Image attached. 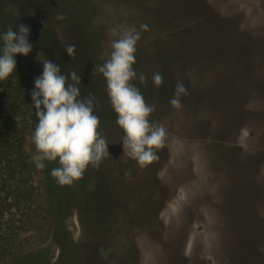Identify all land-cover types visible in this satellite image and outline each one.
I'll list each match as a JSON object with an SVG mask.
<instances>
[{
    "label": "rangeland",
    "instance_id": "374dc122",
    "mask_svg": "<svg viewBox=\"0 0 264 264\" xmlns=\"http://www.w3.org/2000/svg\"><path fill=\"white\" fill-rule=\"evenodd\" d=\"M19 23L32 50L0 81V264H264V0H0V30ZM115 25L141 32L133 68L146 81L131 83L166 131L143 168L122 154L106 80L93 72ZM46 59L95 96L110 153L72 185L47 186L54 222L45 167L31 159L30 92ZM178 81L187 95L176 109Z\"/></svg>",
    "mask_w": 264,
    "mask_h": 264
},
{
    "label": "clouds",
    "instance_id": "9594fccd",
    "mask_svg": "<svg viewBox=\"0 0 264 264\" xmlns=\"http://www.w3.org/2000/svg\"><path fill=\"white\" fill-rule=\"evenodd\" d=\"M57 19H63L58 15ZM140 30L148 25L140 24ZM140 30L135 26L115 25L110 29V51L103 63L95 64L93 72H99L106 80V92L116 113V124L123 130L121 137L123 153L134 159L141 168L158 159L156 149L160 148L166 136L165 128L157 126L148 118L155 110L148 105L139 88L132 80L146 81L143 73L137 74L133 68L136 45ZM30 29L19 23L16 30L9 26L0 30V81L6 79L16 69V55L27 56L32 50L28 40ZM72 57L75 45L64 49ZM42 62V73L33 83L30 92L32 108L38 122L35 124L32 140L35 154L31 157L37 169L45 167V161L55 162L58 166L51 169V176L58 185H72L80 179L91 165L99 167L110 153L108 142L98 131L99 117L94 113L98 102L89 93L81 97L78 85L80 76L72 71L61 72L55 62L46 59ZM156 87L163 83V77L156 72L152 75ZM187 95L182 82H177L169 103L179 109L181 97Z\"/></svg>",
    "mask_w": 264,
    "mask_h": 264
},
{
    "label": "trees",
    "instance_id": "16d2710c",
    "mask_svg": "<svg viewBox=\"0 0 264 264\" xmlns=\"http://www.w3.org/2000/svg\"><path fill=\"white\" fill-rule=\"evenodd\" d=\"M21 64H16V69L15 70H18V68L20 67ZM9 84L8 82H4V85H3V91L5 92H8L9 93ZM7 95V93H6ZM45 172H44V176H45V182H44V197H45V202H46V206H47V211L49 212L50 214V217H51V221L54 222L55 220V217L53 216V214L51 213V209L49 207V202H48V199L45 195V190L47 189V186L48 187H52L54 184H56V181L55 179L51 176V169L54 168V165L53 163L51 162H48V161H45ZM63 219V217L61 218V220ZM62 227V225H61ZM63 230V228H62ZM64 231V230H63ZM52 232H53V228H52ZM68 234V233H67ZM67 238H68V241L70 240V236L69 234L67 235ZM61 246V245H60ZM16 259V258H15Z\"/></svg>",
    "mask_w": 264,
    "mask_h": 264
}]
</instances>
